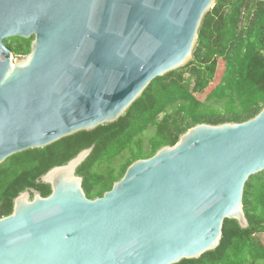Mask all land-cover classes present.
<instances>
[{
	"label": "water",
	"instance_id": "1",
	"mask_svg": "<svg viewBox=\"0 0 264 264\" xmlns=\"http://www.w3.org/2000/svg\"><path fill=\"white\" fill-rule=\"evenodd\" d=\"M215 1L0 0V164L117 121L191 61ZM31 38L21 58L3 43ZM92 150L40 177L49 196L14 199L0 264H178L215 250L225 220L248 227L243 189L264 171V108L194 126L90 200L76 171Z\"/></svg>",
	"mask_w": 264,
	"mask_h": 264
},
{
	"label": "trees",
	"instance_id": "2",
	"mask_svg": "<svg viewBox=\"0 0 264 264\" xmlns=\"http://www.w3.org/2000/svg\"><path fill=\"white\" fill-rule=\"evenodd\" d=\"M21 40L25 47L4 43L14 58L30 51ZM220 62L222 81L207 92ZM263 108L264 0H216L202 20L191 61L153 80L117 121L0 164V218L12 213L14 199L24 191L49 196L51 189L40 177L84 149L93 146L76 175L82 178L85 196L93 200L111 190L133 162L174 146L194 126L244 123ZM242 204L246 229L225 220L215 250L178 264H264V171L248 179Z\"/></svg>",
	"mask_w": 264,
	"mask_h": 264
},
{
	"label": "rangeland",
	"instance_id": "3",
	"mask_svg": "<svg viewBox=\"0 0 264 264\" xmlns=\"http://www.w3.org/2000/svg\"><path fill=\"white\" fill-rule=\"evenodd\" d=\"M223 74H224V65H223L222 62H220L219 65H218V70H217L214 82L210 85V87H209L207 92L211 91L218 83H220L222 81ZM203 97L204 96H199L198 98L200 100H202Z\"/></svg>",
	"mask_w": 264,
	"mask_h": 264
},
{
	"label": "flooded vegetation",
	"instance_id": "4",
	"mask_svg": "<svg viewBox=\"0 0 264 264\" xmlns=\"http://www.w3.org/2000/svg\"><path fill=\"white\" fill-rule=\"evenodd\" d=\"M32 40H33V38L28 39V40H24V41H26L27 44H28L29 46H31V42H32ZM5 42H6V44H8V45L11 46V47H17V46H19V45H21V44H24V45H23L24 47L26 46V43H24L23 40H21V39H16V40H14V39L6 40V41H4L3 43H5ZM4 45H5V44H4Z\"/></svg>",
	"mask_w": 264,
	"mask_h": 264
}]
</instances>
